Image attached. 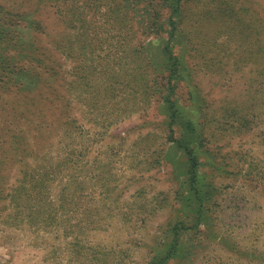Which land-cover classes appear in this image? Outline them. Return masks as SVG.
Listing matches in <instances>:
<instances>
[{
    "label": "rangeland",
    "instance_id": "1",
    "mask_svg": "<svg viewBox=\"0 0 264 264\" xmlns=\"http://www.w3.org/2000/svg\"><path fill=\"white\" fill-rule=\"evenodd\" d=\"M187 3L189 41L209 43L186 56L190 81L155 69L171 35L162 0H0V264H150L171 246L167 264H264V0ZM169 93L187 117L205 102L202 208L165 152L180 133L165 122ZM23 133L38 156L12 162ZM40 173L46 191L28 196L20 185ZM64 186L87 196L44 213Z\"/></svg>",
    "mask_w": 264,
    "mask_h": 264
},
{
    "label": "trees",
    "instance_id": "2",
    "mask_svg": "<svg viewBox=\"0 0 264 264\" xmlns=\"http://www.w3.org/2000/svg\"><path fill=\"white\" fill-rule=\"evenodd\" d=\"M162 2L166 3L169 9L168 17L170 26L166 30L171 35H169V37L162 38L163 40H165V45L163 49L157 53L155 69L158 72V75L169 73L170 76L176 75L179 79L190 81L192 77L190 73H186V71H188V64L185 58L186 56H191L192 52L199 51L201 45L203 47L208 42L204 39H200L201 43H198L195 40L189 41L186 34V28L190 27V24L186 22V19L190 17V13L188 12L189 6L187 0H162ZM229 10L230 12H233V9L229 8ZM112 12H114V10H110L108 14L112 16ZM226 12L227 11H223V14H227ZM5 19H7V16H5ZM239 19V17H236L234 20L235 22H237ZM155 21L156 19H154L151 23V27L156 25ZM5 22L11 24L9 20H5ZM257 29L256 26H253L252 30L249 29L248 37H250L251 40H253V36H255L254 34H257ZM197 31L199 34V30ZM2 36H4V33L0 32V37ZM253 54L255 62L259 63L261 60L262 64L260 65H264V45H257V47L254 48ZM154 55L155 53L151 51V56L153 57ZM149 60H151L150 66L154 65L152 59ZM5 68H7V66L3 65V69ZM26 76L30 81L34 79L33 75ZM196 88L197 87H190L189 94L191 98L195 97ZM204 104L205 102H203L198 97V104H196L195 109L191 111V117H187L183 115V112L180 111L181 109L178 107L176 102H174L172 93H169L165 101H163L164 108L168 112H170L168 119H166L165 121L167 122V128L170 129V133H173L174 129H177L180 132L178 138L174 137L173 135L169 137V146L167 147L165 152L170 149L172 150V153L170 151L169 153H171L172 157L174 156V154L180 157L179 162L183 163L185 167V179L183 182V185L185 186V192L188 196V200H191L193 198L194 202L198 204L199 208H202L203 202L206 204L211 199V191L209 192V189L211 188L210 184L206 182V176L200 172V166H202L201 160L203 158V152L200 151V148H205L206 139H204V125L202 122H198V116L196 115L200 113ZM56 128L61 134L63 133L64 130L62 126L56 125ZM54 134L56 133L53 131H50L47 135L42 133V135L38 137L37 142L45 147L49 138H51ZM66 135L67 133H64L60 136L62 139H64ZM18 138V135L13 136L12 138V149L17 151L12 159V162L17 161L16 158L18 155L22 156L23 158H34L38 156L30 149V145L27 143V137L24 135V133L22 134V137L20 139ZM73 161V151L67 152L64 163L70 165L74 164ZM214 166L215 169L223 171L222 165L215 164ZM46 179L47 177L43 173L37 175H29V179H25L23 181V185L20 186L26 187V189H31V191L33 187L35 188L34 191L28 194V196H33L34 194L40 195V192L43 193L46 191ZM85 192V188L81 187L75 193H71L70 189L67 186H64L58 193L56 202H53L51 200L53 204L49 203V206L44 205L42 207V210L44 213L48 212L49 210L50 212H52L53 210H55V208L58 209L60 207H66L67 205H71L73 203L76 204L74 197L82 200L87 196ZM83 209L84 214L82 219H84L85 221H94V219L90 215V212L86 208ZM207 210L208 209H206L205 207L203 216L205 215V212ZM89 224H92V222ZM80 228H83V226L81 225ZM177 228L178 227H176L175 230H177ZM76 240H78L77 236H75V241ZM180 252V249H177L175 247L173 248L172 246L169 248L166 256H164L163 251H158L155 254L156 256L152 257L150 264H167L170 259L176 256L174 254H180ZM183 254L184 252L181 253V255Z\"/></svg>",
    "mask_w": 264,
    "mask_h": 264
}]
</instances>
